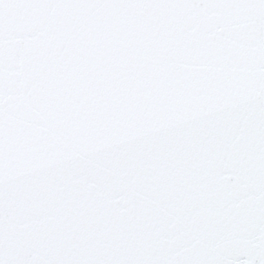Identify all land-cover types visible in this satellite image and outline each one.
<instances>
[{
  "label": "snow or ice",
  "instance_id": "1",
  "mask_svg": "<svg viewBox=\"0 0 264 264\" xmlns=\"http://www.w3.org/2000/svg\"><path fill=\"white\" fill-rule=\"evenodd\" d=\"M0 264H264V0H0Z\"/></svg>",
  "mask_w": 264,
  "mask_h": 264
}]
</instances>
